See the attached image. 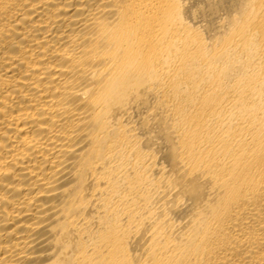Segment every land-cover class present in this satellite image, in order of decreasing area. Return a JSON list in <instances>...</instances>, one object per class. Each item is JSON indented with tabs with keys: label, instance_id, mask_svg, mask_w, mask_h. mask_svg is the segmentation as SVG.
Wrapping results in <instances>:
<instances>
[{
	"label": "bare ground",
	"instance_id": "bare-ground-1",
	"mask_svg": "<svg viewBox=\"0 0 264 264\" xmlns=\"http://www.w3.org/2000/svg\"><path fill=\"white\" fill-rule=\"evenodd\" d=\"M0 264H264V0H0Z\"/></svg>",
	"mask_w": 264,
	"mask_h": 264
}]
</instances>
